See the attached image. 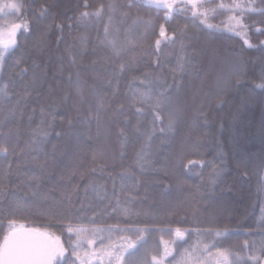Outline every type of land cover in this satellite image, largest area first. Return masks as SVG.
Here are the masks:
<instances>
[{
  "label": "snow or ice",
  "instance_id": "1",
  "mask_svg": "<svg viewBox=\"0 0 264 264\" xmlns=\"http://www.w3.org/2000/svg\"><path fill=\"white\" fill-rule=\"evenodd\" d=\"M229 176L264 194V0H0V264H264Z\"/></svg>",
  "mask_w": 264,
  "mask_h": 264
},
{
  "label": "trees",
  "instance_id": "2",
  "mask_svg": "<svg viewBox=\"0 0 264 264\" xmlns=\"http://www.w3.org/2000/svg\"><path fill=\"white\" fill-rule=\"evenodd\" d=\"M82 0H71V3H81ZM90 3H95V0H89ZM71 14V13H69ZM184 23V21H173V23ZM191 27V25H189ZM33 37H28V40L31 41ZM199 41L200 46L206 50L211 48H217L221 52L225 50H230L235 48L239 50L241 46V41L238 38H232L228 40L226 36H221L218 33H210L207 29L201 30L199 32ZM227 41V42H226ZM247 113H250L253 118L259 120L260 116V107L256 105L247 109ZM227 119V118H226ZM227 129V123H226ZM212 131H215V126H213ZM183 132V129L177 132V137H179ZM227 136V131H225V137ZM56 142V141H54ZM162 153H167L170 151L168 147H163L161 149ZM211 159V154L207 157ZM187 179V177H186ZM229 185L231 186L230 191H225L224 195L220 197L221 202L224 204V211L227 214L229 211L233 213V218L230 221H227L232 228H238L242 233L246 229L256 230L257 225L260 222L261 217V205L264 203V194H261L257 191L256 180L245 179L243 181L236 180L232 181L231 176L228 177ZM189 184L197 183L198 177H193L188 179ZM148 203H151V198L145 207L148 206ZM181 227H207L208 225H195V224H182ZM240 240L245 239L244 235H239Z\"/></svg>",
  "mask_w": 264,
  "mask_h": 264
},
{
  "label": "rangeland",
  "instance_id": "3",
  "mask_svg": "<svg viewBox=\"0 0 264 264\" xmlns=\"http://www.w3.org/2000/svg\"><path fill=\"white\" fill-rule=\"evenodd\" d=\"M193 239H195V238H193Z\"/></svg>",
  "mask_w": 264,
  "mask_h": 264
}]
</instances>
